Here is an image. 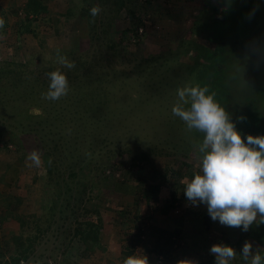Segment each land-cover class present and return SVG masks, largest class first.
Masks as SVG:
<instances>
[{"label": "rangeland", "instance_id": "1", "mask_svg": "<svg viewBox=\"0 0 264 264\" xmlns=\"http://www.w3.org/2000/svg\"><path fill=\"white\" fill-rule=\"evenodd\" d=\"M42 1L46 14L33 22L34 34L16 31L26 0H7L9 10L0 9L5 22L0 28V68L9 61H30V69L39 73L57 51L84 54L90 37L94 36L93 44L102 42L103 33L89 34L88 15L82 11L100 6V1ZM124 1L107 38L120 40L124 33L123 45L131 60L104 64L103 81L99 75L89 79L91 82L84 77H78L77 83L68 80L69 89L75 90L70 94L73 99L67 100V94L56 101L45 99L42 94L47 89L41 86L18 85L14 91L8 83L0 85V139L5 143L0 141V173L8 161L19 160L22 175L21 187L13 190L16 198L9 208L15 210L19 204L18 211L26 214L22 235L13 234L17 242L26 239L28 232L35 230L36 218L42 222L48 217L47 208L55 205L48 229L30 235L36 236L32 250L20 264H122L121 248L129 241L126 234L131 235L138 223L134 219L137 212L144 233L134 252L142 251L148 264H161L162 257L151 252L158 227L180 230L175 264H214L209 249L218 242L236 250L231 264H249L240 255L242 245L250 241L253 250L259 249L264 256V223H259L258 214L247 232L224 226L210 218L206 205L192 206L186 200L185 177L190 179L199 170L202 154L198 147L204 134L188 130L171 109L178 102V87H204L214 81L218 89L209 88V94L235 123L242 139L247 134H264V0ZM12 8L14 13L9 12ZM208 62L217 68L209 67L205 72L203 66ZM214 70L219 74L216 81ZM89 87L94 91L91 88L85 95ZM17 94L19 99L6 102L4 95ZM184 107L189 108L190 103ZM29 116L30 124L23 125ZM239 116L245 119L241 122ZM1 131L5 132L2 137ZM33 149L41 153L40 168L28 166L26 157ZM107 149L121 154L112 152L105 177L99 173L83 179L87 187L81 197L80 166H84L86 176V165L102 158L100 154ZM126 149L141 158L150 150L155 168H171L153 206L141 198L140 188H127L131 194L113 190L115 182L128 186L137 182L138 175L148 183L157 181L147 161L141 167L129 162L132 153ZM49 158L64 174L74 167L78 179L65 175L48 182ZM101 190L108 201L98 200ZM167 199L172 205L165 202ZM164 206L167 210L162 212ZM84 207L89 213L86 218H94L90 212L97 210L103 220L99 239L86 246L80 237H73ZM11 223L7 222V232L11 226L18 227ZM2 232L0 228V246L3 249L5 244V258L11 263L17 244L11 233Z\"/></svg>", "mask_w": 264, "mask_h": 264}, {"label": "clouds", "instance_id": "2", "mask_svg": "<svg viewBox=\"0 0 264 264\" xmlns=\"http://www.w3.org/2000/svg\"><path fill=\"white\" fill-rule=\"evenodd\" d=\"M90 15L100 14L99 5L90 8ZM0 18V28L4 26ZM58 63L73 69L74 62L57 51ZM48 88L43 97L56 101L69 92V83L60 68L46 73ZM178 102L171 109L172 115L178 117L188 130H197L204 134L198 147L200 156L199 170L193 172L189 179L185 177L183 188L186 200L192 206L206 205L213 221L221 225L240 228L247 232L253 223H264V134H247L243 139L235 123L225 110L215 102L214 95L209 94L207 86L199 85L178 87ZM185 108V104H189ZM37 115H42L36 112ZM241 122L243 116L237 117ZM26 160L29 167L42 166L41 153L33 149ZM49 165L52 161L49 158ZM209 254L214 256V264H231L236 258V250L223 242L213 243ZM240 255L249 264H264V256L259 249L253 250L250 241L245 240ZM122 264H148L142 251L133 252ZM179 264V262H177Z\"/></svg>", "mask_w": 264, "mask_h": 264}, {"label": "trees", "instance_id": "3", "mask_svg": "<svg viewBox=\"0 0 264 264\" xmlns=\"http://www.w3.org/2000/svg\"><path fill=\"white\" fill-rule=\"evenodd\" d=\"M98 1H100L99 3H100L101 12L97 16V18L92 17L88 9L85 10L84 8L82 9V11H84V13L88 15L87 24H88L89 34L92 35L94 33L95 35V33H98V34L99 32L103 33L104 34V36L102 37L103 40L101 43L93 44L91 42V39H93L94 36L90 37L89 38L90 39L89 48L85 50L86 52H84V54L81 52L79 54L76 51L60 52L61 55H65L67 58H69L70 61L74 62L75 67L73 69H67L61 66L57 61V54H53V56L51 57L52 59L49 60L51 62L48 61L49 63L46 66H44L43 70H41V72L39 73L38 72L36 73V71L30 69L29 67L31 63L30 61H26L24 63L9 61V64L0 68V85L10 84L8 86L14 91H16L15 89L18 87V85H23L25 88L33 87L34 85H37V86H41L47 89L49 80L46 76V73L49 71H53L58 67H61L60 68L61 71L66 74L67 79L69 81L72 80L73 83H77V81L79 80L78 77H80V80L84 77V80L86 81H88L89 79H94V76L97 77V75H99L100 78H102L101 73L104 72V68H103L104 64L108 66H112L113 64H115V62H119V64H121V63H124L125 60L130 61L131 59L130 57H128L129 56L128 50L126 46L123 45L122 39H124V36H125L124 33L121 35L120 40H114L113 38H107L108 35L111 33L110 28L113 24L112 22H114L117 19V16H118L117 13L125 5V1L124 0H98ZM45 14H46V7L42 0H26L25 5L23 7V12L21 13V16H20V21L18 22L17 27H16V31L19 34H22V33L34 34L35 29L32 25L33 22L37 21L39 17L45 16ZM131 14L134 17H136L135 13L131 12ZM133 23H135V21H133ZM137 26L138 25H136V27ZM211 28L215 29V27L212 25H211ZM216 36L218 37V33L216 34ZM220 39L223 40L222 37H220ZM223 46H224V43L222 41L221 47ZM195 47H200V46L195 45ZM219 49H220V46H217V50ZM203 67H204L203 70L206 72L209 69V67L215 68L216 64L208 62V64L206 66L204 65ZM219 69L220 67L216 71H218ZM215 72L213 74L214 80H215V76L217 77L219 75L217 72L216 73ZM32 74H35V75L32 76ZM91 81L92 80H89L88 82H91ZM102 81H103V78H102ZM23 82L25 84H23ZM209 85H207L208 90L211 87L213 90L218 89L217 83L216 82L214 83V81L212 82V84H209ZM91 88L92 87H89L88 89L85 88V95L90 94ZM93 89L94 88H92V90ZM69 91H70L68 92L69 95L66 96L67 100L73 99L74 97V95H70V94L71 93L73 94L75 90L70 88ZM5 93H12V92L6 91ZM85 95L83 94V96ZM4 97L6 98V102L8 101L12 102L13 99L14 101L19 99V94H17L15 97L11 95H4ZM0 98L3 100L2 96H0ZM215 102L218 103L217 101ZM30 117L31 116H29V119L23 125L28 126L30 124ZM22 129H24V126H22L20 130ZM4 134L5 132L1 131V137ZM0 141L2 142V144L5 145V143L1 139ZM126 150L128 151V153L129 152L132 153L131 155L132 160L131 158H129L128 160L129 162L133 161L131 163H135L134 165H136V167H141L144 164L143 161H147V163L151 167L150 171H153L154 177L157 181L148 183V182L142 181L141 176L138 175L136 179L137 180L136 183L129 182V185L127 186L126 184H124V182H115L113 186V190L118 191V192H123V193H130L126 191L127 188L132 189V191L134 189L140 188L139 193L141 195V198L144 199V201L146 202V204L148 206L155 205L158 199L161 183L163 182V180L165 181L167 173L170 172L171 168H169V166H165L163 168H155L153 166V163L151 162L152 158H151L150 150L147 154H144L146 156L143 158L140 157L141 156L140 154L134 153L131 149H126ZM112 152L115 154L116 153L121 154V152L119 151H116V152L112 151ZM112 152L111 150L107 149L102 154H100L102 158L98 160L92 159L94 160V164H92L93 162L91 163L88 162L90 163V165L89 164L86 165V169L88 170V173L86 176H85L86 173L85 174L83 173L84 166H80V196L84 194L85 192L84 189H86L87 187L86 186L87 183H85L83 179H86L88 176L90 177L91 174L98 175L99 173H103V176L105 177L104 172L106 168L108 167L107 165L110 162V159L112 158ZM70 168H71L70 169L71 171L69 170L68 174H64L62 173V169L55 168V163L52 160L51 165H49L47 169V173H48L47 181L50 182V179H52L53 177L56 180L57 178L62 179V177L65 175H67L69 178L77 177L76 179H78L79 172H77V170L74 167H70ZM178 175L181 177L183 174L179 173ZM104 192L105 190L103 191L101 190V192L99 193L98 195L99 201H103V202L108 201L106 198L102 196V193ZM172 200L174 201V198H172ZM166 201H169V202H166ZM165 202L169 203V205H172V202L168 199L165 200ZM54 208H55V205L54 207L52 205L51 207L47 208L48 211L46 212L48 214V217L44 216L42 220L43 223L41 222V220H39L38 217L36 218L37 221L35 222V226H36L34 228L35 230H30L31 228H28V230H30L31 232H28L27 234L28 236H25L26 239L22 238L21 241L17 242L16 238L12 235V237H14L13 238L14 243H16L17 245L14 247L15 255L11 256V263L8 262L7 259L5 258V253H4L5 244L2 247L3 249H1V246H0V264H20L22 260L27 259V256L33 247L32 239H34L37 235L43 233L44 231L48 229V226L50 224V219H51L50 216ZM165 210H167L165 206L162 207L161 211L165 212ZM87 211L88 210H86V208L84 207L83 212L80 213V216H81L80 222H79L80 227H78L79 229L76 228V231L73 233L75 235L73 237H77V236L80 237L78 239L83 241L82 243H84L85 246L86 244L88 245L90 243L89 241L91 240H94L97 242V240L99 239V236H98L99 232L101 231L103 227V220L101 216L98 215L97 210H94V211L91 210L90 214H93L95 216L94 218H90V219L86 218L85 216V214H89ZM48 212L50 213V215ZM134 216H135L134 217L135 221H138V223L135 225L134 231L133 233H131V235L126 234L129 237L128 238L129 241L121 248V254H122L123 260L127 256L132 255L133 252L136 250L137 245L140 244V242H142V236L144 233L143 227H142V217L140 216V214H138V212L135 213ZM9 220L15 221L22 228L25 224H27V222L24 219V215H19L17 212H14V211H10V213L6 212L5 221L9 222ZM0 221H2L1 218H0ZM29 225L31 226V223ZM155 229H156L155 235H154L155 238L151 242V252H153L155 256L162 257V259L160 260L161 264H175L174 252L179 246V243L181 241L180 240L181 234H180L179 228L171 229V228H165V227H158ZM32 233L33 234L35 233L36 236H30Z\"/></svg>", "mask_w": 264, "mask_h": 264}, {"label": "crops", "instance_id": "4", "mask_svg": "<svg viewBox=\"0 0 264 264\" xmlns=\"http://www.w3.org/2000/svg\"><path fill=\"white\" fill-rule=\"evenodd\" d=\"M4 5V7H3ZM10 5H8L7 0H0V9L2 11H7L9 10ZM9 12L14 13L15 9H11ZM7 14V13H6ZM6 170H2L0 173V199L2 200V202H0V218L2 219V221H0V224L2 223V225L0 226L1 230L4 231L2 233H5L6 235L8 234H14V236H21L22 235V231H24V229L18 225V227L15 228L14 227H10V231L7 232L6 228H7V221H5V215L6 212L10 211H14L17 212L19 215H26L24 213H21V211L19 210V204L17 209L14 208L15 210H10V205H13V202L15 200V196H13L14 192L13 190L16 189V187H21V182L20 180H22V175H21V171H20V163L19 160L15 161H8L4 167ZM20 182V185H19ZM12 188V189H11ZM16 193V192H15ZM12 223L11 224H16L15 221L11 220ZM6 226V227H4ZM8 229V228H7ZM18 229V230H17ZM26 229V228H25ZM20 230V232H19ZM5 238V237H4ZM3 239V238H2ZM1 240V239H0Z\"/></svg>", "mask_w": 264, "mask_h": 264}]
</instances>
